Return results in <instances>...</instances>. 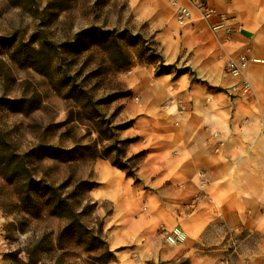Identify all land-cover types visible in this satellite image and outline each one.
I'll use <instances>...</instances> for the list:
<instances>
[{"label":"rangeland","instance_id":"obj_1","mask_svg":"<svg viewBox=\"0 0 264 264\" xmlns=\"http://www.w3.org/2000/svg\"><path fill=\"white\" fill-rule=\"evenodd\" d=\"M93 2L0 0V128L9 147L19 153L37 143L72 148L68 157L63 153L33 159L28 163L33 177L68 185L67 190L77 181H86L77 190L76 209L87 203L84 199L96 202L94 211L87 209L81 221L93 227L96 217L103 218V235L115 257L119 252L121 262H128L161 233V262L168 264L181 256L185 237L179 225L164 227L160 198L153 192L171 198L178 196L177 192L171 188L161 191L165 183H152L143 178V172L137 174L139 165L138 181L127 176L111 164L114 152L109 148L117 142L125 159L135 154L131 143L144 139L146 147L138 151L143 152V160L156 152L155 145L163 140L167 119H157V110L154 115L139 112L147 100V105H152L157 95L156 80L150 73L153 62L134 56L135 48L126 46L132 54L131 64L116 68L101 47L84 39L85 33L76 35L95 26L126 27L152 44L153 29L134 19L126 0ZM179 69L182 67L171 70V79ZM135 84L137 90H132ZM3 98L25 101L23 105L3 106ZM170 106L179 111L190 109L175 96L165 99L157 109L169 110ZM203 187L202 180L191 201L175 206L181 216L203 198ZM66 222L64 217L51 214L44 198L35 205L20 201L16 185L0 177V264H96L94 254L75 237L65 236L58 243ZM219 234L232 245L233 254L225 257L227 263L248 264L250 257H255L258 264H264V237L260 233L235 225L221 233L214 230L209 243H217ZM114 260L107 264H116ZM199 261L198 257L190 260L192 264Z\"/></svg>","mask_w":264,"mask_h":264},{"label":"crops","instance_id":"obj_2","mask_svg":"<svg viewBox=\"0 0 264 264\" xmlns=\"http://www.w3.org/2000/svg\"><path fill=\"white\" fill-rule=\"evenodd\" d=\"M126 2L134 19L153 29L163 63L187 69L171 79V73L155 75L157 63H153L150 73L157 95L152 105L147 100L139 112L154 115L157 110L154 116L167 119V127L156 152L139 163L137 174L143 172V178L152 183H165L161 191L177 192L175 198L153 193L160 198L164 227L179 225L184 233L180 254L191 262L198 257L201 261L196 264H231L225 257L233 254L232 245L226 243L225 235L209 243L214 230L221 233L238 225L264 237V0H204L214 11L208 23L222 19L226 25L215 31L200 17L196 0ZM181 9L188 12L184 22L177 20ZM240 53L247 57L244 71L228 73L225 61ZM243 81L250 84L249 91L234 96L233 87ZM132 90H137L136 84ZM172 96L182 98L190 109H157ZM145 141L131 143L133 153L144 149ZM202 180L206 200L200 198L193 210L181 216L175 206L191 201ZM162 236L155 235L126 263L116 252L113 262L163 260ZM248 264H258V259L250 257Z\"/></svg>","mask_w":264,"mask_h":264},{"label":"trees","instance_id":"obj_3","mask_svg":"<svg viewBox=\"0 0 264 264\" xmlns=\"http://www.w3.org/2000/svg\"><path fill=\"white\" fill-rule=\"evenodd\" d=\"M99 1L94 0L93 4H98ZM83 33L86 34L84 39H87L92 45L101 47L106 52L110 64L116 68H123L131 64L132 54L126 49V46H131L135 48V51H133L134 56L147 57L150 62L157 63L154 70L155 75L170 74L171 70L175 69L174 64L166 65L163 63V57L157 51L154 41L152 44H149L140 34L136 33L133 35L126 27L116 29L95 26L77 32L76 35L79 37ZM127 38H130L129 42L123 44L122 41ZM186 71V68L179 69L174 77L176 78ZM2 100L3 106H10L12 104L23 105L22 102L25 101L24 99L7 98H3ZM109 148L114 152V160H111V164L123 170L127 176L138 181L136 170L142 160L141 155H143V152L135 153L124 159L122 150L117 142L112 143ZM72 151V148L60 149L56 146L37 143L19 153L9 147L6 135L0 128V177L7 183L16 185L20 201L35 205L37 201L44 198V203L49 207L51 214L64 217L67 220L58 234L59 244L62 243L65 236L75 237L78 244L85 246L88 252L94 254L93 259L96 264H107L114 260L115 255L110 250L103 235V218L96 217V223L93 227H87L81 221V215L87 212V209H90L91 213L94 211L96 202H92L89 198L84 199L87 203L80 205V209H76L75 202L79 204V200L77 201V190L83 184H87L86 181H77L71 184L70 189L67 190L69 188L68 185L65 186L64 184L60 186L48 183L40 178L35 179L28 164L33 159L42 160L45 156H59L58 154L64 153L68 157ZM138 157L139 160L134 163L133 160ZM31 253L32 250L29 249L27 251L28 261L30 260ZM152 264L163 263L159 261ZM168 264H191V262L188 257L181 254V256L172 262L170 261Z\"/></svg>","mask_w":264,"mask_h":264},{"label":"built area","instance_id":"obj_4","mask_svg":"<svg viewBox=\"0 0 264 264\" xmlns=\"http://www.w3.org/2000/svg\"><path fill=\"white\" fill-rule=\"evenodd\" d=\"M198 1L195 4L196 9L199 12L200 17L205 20L208 23V19L213 15V9L210 8L204 0H196ZM188 15V12L185 9H181L177 13V20L179 22H184L185 16ZM210 29L212 31H215L217 29L226 28L225 23L222 19H220L217 22L214 23H208ZM247 57L240 53L235 57H230L225 61V69L228 73H231L233 75L241 74L246 66ZM250 89V84L247 81H243L241 85H235L233 87L234 90V96L242 95L244 93H247Z\"/></svg>","mask_w":264,"mask_h":264}]
</instances>
